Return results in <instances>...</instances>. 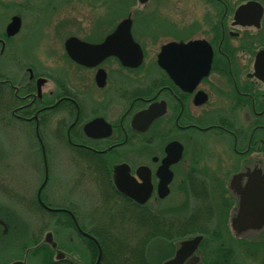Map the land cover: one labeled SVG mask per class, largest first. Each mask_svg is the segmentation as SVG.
Wrapping results in <instances>:
<instances>
[{
	"label": "flooded vegetation",
	"instance_id": "af4514ba",
	"mask_svg": "<svg viewBox=\"0 0 264 264\" xmlns=\"http://www.w3.org/2000/svg\"><path fill=\"white\" fill-rule=\"evenodd\" d=\"M74 1L79 3L44 2L54 11ZM164 1L148 0L133 17L129 9L138 0H126L121 4L125 18L105 3L108 13L93 16L89 31L79 16L54 25L49 16V41L56 46L43 59L22 55L18 48L23 20L18 33L8 34L19 15L4 26L0 127L26 125L41 156L35 168L40 181L29 186L16 173L8 193L18 212L43 215L49 230L13 254V238H21L24 226L36 240L33 223L22 222L14 216L16 206L2 203L0 254L8 256L0 264H31L37 247L46 252L47 264H115L113 255L106 259L105 254L109 229L89 223L97 213L121 210L138 211L142 218L139 255L126 256L122 264H153L148 253L158 256L156 264H165L195 237L202 239L180 264H264V226L237 232L234 224L240 205L249 201L250 182L260 181L264 189V83L255 67L264 51V0H201L208 12L187 28L159 14ZM249 3L262 8L260 27L239 22L238 10ZM1 8L8 9L0 1ZM128 19L143 52L138 67L115 55L90 65L69 55L70 40L100 45ZM165 38L170 39L157 46ZM198 41L209 49L176 53L174 76L160 63L164 46ZM122 50L126 57L135 55L131 48ZM22 58L33 61L23 65ZM96 197L98 205L89 207L85 198ZM257 201L264 207V196ZM166 215L171 220L163 222ZM64 241L77 251L62 249Z\"/></svg>",
	"mask_w": 264,
	"mask_h": 264
},
{
	"label": "rangeland",
	"instance_id": "374dc122",
	"mask_svg": "<svg viewBox=\"0 0 264 264\" xmlns=\"http://www.w3.org/2000/svg\"><path fill=\"white\" fill-rule=\"evenodd\" d=\"M0 1L8 7V9H0V34L2 33L4 26H6L10 22L11 17L16 14L19 15L23 20V26L21 33L18 36V48L20 49L22 55L26 54L31 57H41V59H43L47 54L46 51L48 50V48H50L51 46H56L55 44L51 45V42L49 41V32H53V28L50 27L49 23L47 24V22H45L47 21V18H49V16L53 17V25L62 20L64 17L79 16L84 21L83 30L89 31V25L91 24L90 19H93V16L108 13V8L104 5L105 3H108L111 6L113 12L117 10L116 14L124 15L125 9L121 7V4L126 0H78V4L75 3V1L71 3L69 2L70 4H61L57 6L54 11L52 10L54 9L52 7L46 9V3L44 2L46 0ZM164 2L165 3H163L158 10L159 14H164L170 19L173 18V20L176 21V23H178L182 28H187L189 24L194 21H201V17L208 12V8L204 6L201 0H165ZM132 3L133 2H131V4ZM17 5L20 7L18 8ZM141 9L142 6L133 4L132 8L129 9V13H133L134 17L137 15V12H141ZM125 15L124 18L126 17ZM38 35L39 38L37 41L36 38ZM169 39L170 38H165L163 40H160L157 46L160 47ZM57 44L60 43L57 42ZM45 52L46 54L44 55ZM32 61L33 60L23 59V62L21 64L24 65L25 63ZM35 148L36 141L34 135H32L31 131L27 129L26 125L20 124L19 127L16 125L15 127L8 129L0 127V168L4 170L2 172L0 171V206L3 207L2 203L6 205L12 204L14 205V207L16 206L15 209L13 208L15 210L14 216H18L22 222L30 220L33 223L30 231L34 234V237L36 239L34 241L30 237H28V231L25 230L27 228L26 226H24V230L21 232L22 234L18 236L21 238H13L14 244H11L13 247L12 250L14 251L13 254L15 255H19L18 251L20 250L15 247L21 248L22 245L26 246L29 244V246H32L47 230H49V224L46 223L47 220L43 215H27L18 212L21 211L17 210V207H20L19 204L17 205L14 197H12L10 193H8L13 190V179L16 173L21 176L22 181H19H24L29 186H31V184L34 185L35 181H40L39 172L36 174L35 168H37L38 170L37 165H40L41 156L35 153ZM68 169V174L73 175V167H68ZM85 200L90 207L93 205H98L99 198H85ZM89 211L92 212L94 211V209H89L88 212ZM91 218L93 219V221L89 223L90 225H92V223H97L99 225L96 226H101L100 228L106 227L107 229H109L107 231H109L110 233H107V237L105 239L107 243L106 247L109 250V253L113 255L115 264H122V261L126 256L129 257V255H135L136 257V255H139V252L135 253V250L139 249L142 239V228L140 227V221L142 220V218L138 211L125 212L121 210L112 213H107L105 211L97 213L94 216H91ZM160 219H162L163 222H168L171 220V215H166L163 218L161 217ZM152 221L154 222V219ZM61 232L63 233V231ZM167 237V235L164 236V238ZM16 239L18 240L16 241ZM67 244L68 243H65V241L62 242L61 248L66 252H69L71 250L77 251L75 247L72 248ZM5 246L6 245H3V247ZM45 253L46 252H43V250H41L40 253H35L32 259L33 262L31 264H45V256H47L45 255ZM148 255V260L151 263L156 264L158 256L151 253H148ZM7 256V254L1 253L0 260H5ZM77 260L79 259L77 258ZM80 263L81 262L79 261V264Z\"/></svg>",
	"mask_w": 264,
	"mask_h": 264
},
{
	"label": "water",
	"instance_id": "95a60500",
	"mask_svg": "<svg viewBox=\"0 0 264 264\" xmlns=\"http://www.w3.org/2000/svg\"><path fill=\"white\" fill-rule=\"evenodd\" d=\"M140 3H146L148 0H139ZM262 8L260 5L249 3L246 6L241 7L238 12L237 16L239 22L243 26L251 27H260V22L262 18ZM22 25V20L19 17L14 18L13 22L8 27V34L15 35L18 33ZM71 48L68 49L69 55L71 58L81 64L90 65L97 61L98 59H102L103 57H107L109 55H115L121 59V61L131 67H138L142 60H143V52L141 47L134 41L132 34H131V20L123 21L117 30L107 38V40L100 45H91L88 43H84L77 40H70L69 41ZM131 48L135 55H130L126 57V54L122 50V48ZM78 48V49H77ZM209 49L207 43L203 41L192 42L188 45L184 44H176L170 43L163 47L162 52L160 54V63L167 68V71L174 76V69H173V61L172 57L176 53H187L188 50H199V49ZM210 55L208 56V65L206 67L207 73L210 67ZM256 76L264 83V51H261L256 60ZM260 173H253L254 176H257ZM235 179H237L235 177ZM118 185L119 181H117ZM261 185L256 180L250 182L251 190L249 191L250 194L245 196V203L240 205V212L239 215L234 220L235 229L237 232L241 230H248L254 229L260 230L262 226H264V207L261 204H258L257 199H260L264 196V189L259 187ZM124 191V190H123ZM127 195L132 197L137 201H141V199L136 196L134 191L125 192ZM251 200V201H250ZM256 200V203H255ZM263 207V208H262ZM238 227V228H236ZM202 237H195L190 241H185L181 245L180 250L178 251L176 257L165 263V264H180L183 259H185L186 255L189 252L194 251L199 242L201 241ZM48 240L51 242L52 234H48ZM56 244H53V248H56ZM100 248V247H99ZM101 253V251H100ZM64 257L63 254H60L59 258ZM14 264H25L23 262H16Z\"/></svg>",
	"mask_w": 264,
	"mask_h": 264
},
{
	"label": "trees",
	"instance_id": "16d2710c",
	"mask_svg": "<svg viewBox=\"0 0 264 264\" xmlns=\"http://www.w3.org/2000/svg\"><path fill=\"white\" fill-rule=\"evenodd\" d=\"M118 9H119V8H118ZM116 12H117V10H116ZM140 222H141V221H140ZM106 249H107V247L105 248V250H106ZM40 251H41V250H36L35 253H40ZM105 254H106V259L109 258V252H108V249H107V253L105 252ZM47 260H48V259L45 260V264H47Z\"/></svg>",
	"mask_w": 264,
	"mask_h": 264
}]
</instances>
